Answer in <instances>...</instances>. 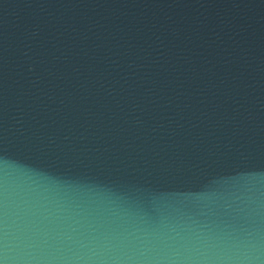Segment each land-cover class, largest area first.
Masks as SVG:
<instances>
[{"label": "water", "instance_id": "1", "mask_svg": "<svg viewBox=\"0 0 264 264\" xmlns=\"http://www.w3.org/2000/svg\"><path fill=\"white\" fill-rule=\"evenodd\" d=\"M0 259L264 264V0H0Z\"/></svg>", "mask_w": 264, "mask_h": 264}, {"label": "clouds", "instance_id": "2", "mask_svg": "<svg viewBox=\"0 0 264 264\" xmlns=\"http://www.w3.org/2000/svg\"><path fill=\"white\" fill-rule=\"evenodd\" d=\"M2 264H7V261L3 260V261H2Z\"/></svg>", "mask_w": 264, "mask_h": 264}, {"label": "snow or ice", "instance_id": "3", "mask_svg": "<svg viewBox=\"0 0 264 264\" xmlns=\"http://www.w3.org/2000/svg\"><path fill=\"white\" fill-rule=\"evenodd\" d=\"M2 261H3V260H2V259H0V264H2Z\"/></svg>", "mask_w": 264, "mask_h": 264}]
</instances>
